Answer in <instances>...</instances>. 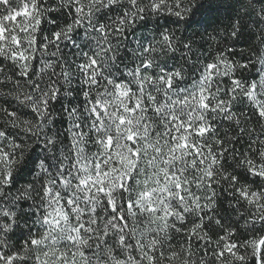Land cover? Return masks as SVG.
Here are the masks:
<instances>
[{"label":"trees","instance_id":"trees-1","mask_svg":"<svg viewBox=\"0 0 264 264\" xmlns=\"http://www.w3.org/2000/svg\"><path fill=\"white\" fill-rule=\"evenodd\" d=\"M0 21V264H264V0H4Z\"/></svg>","mask_w":264,"mask_h":264},{"label":"rangeland","instance_id":"rangeland-1","mask_svg":"<svg viewBox=\"0 0 264 264\" xmlns=\"http://www.w3.org/2000/svg\"><path fill=\"white\" fill-rule=\"evenodd\" d=\"M1 1H4V0H0V2ZM21 15L27 16V10H23L22 12L16 13L15 18L20 17ZM0 155H1V152H0ZM127 166L130 167V163H128ZM4 173L6 174V170H4V168H0V180L2 179V175H4ZM121 177H122L121 173H118L114 176L107 175V174L105 175L100 174L99 176L96 177V179H93L95 183L90 188V191H87V192L83 191L82 193H79V194L82 198L87 197L91 199V197H93V199H95L98 197V195L107 193V191L110 189V187H112V185L116 186L121 181ZM152 189L154 191L153 194L146 195V203L150 205H154V206L155 205L161 206L163 203L164 204L169 203V207H170L171 202L176 201V199H173V197L175 196V192L171 193L172 190L168 188L167 184H165L164 182L159 181L155 183ZM51 221L54 223L55 228H56L55 232H52L51 235H53V237L64 236L63 234L66 233V227H65L66 222L65 220L63 222V217L61 214L60 206L57 204H54L53 206V210L51 213ZM49 233H51V231ZM87 250L90 251L91 248L89 247ZM72 257L73 256H71V258ZM62 261L63 259L59 258L56 264H62ZM95 264H104V263H101L100 261L97 260L95 261Z\"/></svg>","mask_w":264,"mask_h":264}]
</instances>
